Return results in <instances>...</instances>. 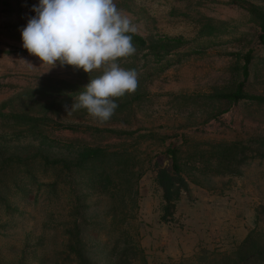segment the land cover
Returning <instances> with one entry per match:
<instances>
[{
  "label": "rangeland",
  "instance_id": "374dc122",
  "mask_svg": "<svg viewBox=\"0 0 264 264\" xmlns=\"http://www.w3.org/2000/svg\"><path fill=\"white\" fill-rule=\"evenodd\" d=\"M240 1L264 12V0ZM38 2L0 0V104L55 79H82L87 85L82 69L59 62L54 67L43 64L23 48L20 29L35 15L32 6ZM115 3L137 25L136 34L177 40L179 46L161 61L148 50L119 58L121 67L135 62L142 79L138 78V93L128 98V108L115 111L118 120L99 123L89 115L78 117L64 110L56 118L49 112V117L74 129L49 124L42 135L33 137L25 126L0 119V151L12 149L26 155L41 146L50 156L67 157L95 146L132 151L135 161L129 169L138 189L136 205L117 209L107 194H93L82 201L86 208L79 207L75 216L85 221L82 242L96 264L126 259L121 254L124 239L135 244V254L121 264H210L236 249L250 233L259 245L264 244V102L228 103L206 97L214 91H230L242 81L244 92L264 97V46L259 42L258 22L234 0ZM208 23L217 30L200 35ZM246 55L251 58L244 79ZM61 106L70 108L71 103ZM170 144L178 148L189 191L177 203L176 220L166 222L160 220L162 201L153 178L157 164L171 171L165 152ZM53 180L51 175H40L43 183ZM70 189V185L59 189L56 197L47 192V186L34 187L23 197L7 196L17 210L9 215L0 211L4 262H16L23 249L35 251L41 263L62 264L57 253L65 250L63 223L71 222ZM39 237L42 245L36 246ZM115 238L120 244L110 256Z\"/></svg>",
  "mask_w": 264,
  "mask_h": 264
},
{
  "label": "trees",
  "instance_id": "16d2710c",
  "mask_svg": "<svg viewBox=\"0 0 264 264\" xmlns=\"http://www.w3.org/2000/svg\"><path fill=\"white\" fill-rule=\"evenodd\" d=\"M234 1L242 4L241 6H244L252 15V18L258 22L261 30L259 42L264 46V12L253 4L240 0ZM214 30H217V28L213 24H205L200 29V35H210ZM133 43L137 52L148 50V54L152 58L161 61L166 54L179 46L180 41L161 38L148 39L139 34H134ZM250 58V55L245 56L243 65L244 79L248 74L247 68ZM133 63L135 62L125 63L126 65L124 64L123 68L131 66L132 69H136ZM97 74L94 71L92 76ZM141 76L142 74L139 73L138 78H141ZM83 78H86L87 84L90 82V74L85 73ZM81 80L55 79L52 81L53 84L42 82L34 89L28 88L19 92L0 104V119L10 121L16 126H25L33 137L42 135L44 128L49 124L74 129L73 125H64L61 121H56V119L49 117L48 113H53L57 118L60 112L66 110L61 105H65L67 102L72 105L74 96L82 91L85 86V83ZM140 84L141 80H138V87L133 94L136 95L138 93ZM35 93L39 96L35 97ZM130 94H125L123 97L116 99L118 104L116 112L128 108ZM206 97L219 101L225 100L228 103L240 100L264 102V97L244 92L243 81L239 82L230 91H214ZM212 107L214 108V106ZM73 114L78 117L88 115L84 109L74 111ZM111 119L118 120V116L114 114ZM165 152L171 160V171L156 163L157 170L153 182L156 188L160 190L162 201L160 220L170 222L176 220L177 203L183 192L187 193L189 188L181 174L178 148L170 144ZM134 161L135 157L130 149H119L116 147H85L72 157L50 156L41 146L34 147L31 154L26 155L12 149L0 151V211L9 215L17 210V206L10 204L8 195H20L23 197L34 187L41 190L42 187L47 186V192L56 197L60 190L70 185V193L74 199V204L71 207V210H73L69 213L71 222L63 223V232L65 233L63 244L65 250L59 251L57 257L59 258L61 255L62 264L66 262L96 264V261L88 256L86 245L82 242L80 233L85 221H81V219L77 221L75 216L79 207L81 209L86 208V203H82V201L93 194H107L117 209H120V206H127L128 203L131 205L135 203L136 205L138 189L136 183L132 181L134 173L129 169V167H133ZM40 175H51L54 180L51 183H43L40 181ZM59 184L61 185L59 186ZM1 226L3 225L0 224ZM120 232L125 233L124 230ZM112 242V247L108 250L110 256L114 255L120 240L115 238ZM123 243L121 254L126 259L117 258L115 264H121L122 260L128 261L134 257L135 244H131L129 239H124ZM35 245H42V238L39 237ZM22 251L17 261L13 263L4 262L0 256V264H30L32 260H38L37 264L45 263V260L42 263L40 262V259L35 255V251H31L32 253L25 252L26 250L23 249ZM31 256L32 259L30 260ZM211 261L212 263L210 264H264V244L259 245L253 233H250L236 249L227 255L222 254Z\"/></svg>",
  "mask_w": 264,
  "mask_h": 264
},
{
  "label": "clouds",
  "instance_id": "9594fccd",
  "mask_svg": "<svg viewBox=\"0 0 264 264\" xmlns=\"http://www.w3.org/2000/svg\"><path fill=\"white\" fill-rule=\"evenodd\" d=\"M32 11L20 29L23 48L43 64L59 62L90 74V82L66 106L68 114L84 109L94 121H109L116 99L138 87L137 71L118 62L135 54L137 25L115 0H39ZM94 71L98 74L92 76Z\"/></svg>",
  "mask_w": 264,
  "mask_h": 264
}]
</instances>
